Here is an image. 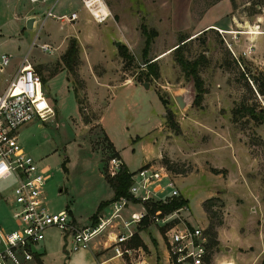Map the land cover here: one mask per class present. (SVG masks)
<instances>
[{
	"label": "rangeland",
	"instance_id": "1",
	"mask_svg": "<svg viewBox=\"0 0 264 264\" xmlns=\"http://www.w3.org/2000/svg\"><path fill=\"white\" fill-rule=\"evenodd\" d=\"M104 1L110 15L97 22L79 0H0V14L6 15L5 21L0 15V53L9 55L0 70V87L26 55L45 79L41 85L52 108L47 119L26 122L16 132L22 148L48 167L44 206L55 211L70 207L82 217L78 224H90L96 215L106 220L102 234L91 239L101 245L107 229L125 230L124 221L136 211L133 203L145 209L143 202L125 197L113 216H107L108 201L91 219L97 202L112 195L103 175L112 174V166L122 161L130 171L162 165L177 188L174 198L187 201L166 212L173 211L172 216L160 213L138 227L151 225L148 230L159 244L160 217L177 214L204 228L201 201L217 196L210 220L220 222L214 226L216 242L207 246L209 264H264V119L256 121L239 109L232 112L240 102L264 108L253 79L264 76V0ZM42 4L46 11L40 14L36 6ZM70 9L76 11L75 19L59 18ZM27 12L36 16L30 28L25 26L31 16ZM150 29L155 34L142 54ZM70 37L77 45L75 73L60 60ZM180 37H186L184 57L204 56L198 65L203 91L197 103L192 102L191 77L183 74L172 49ZM120 44L127 56L119 53ZM84 57L93 75L84 70ZM146 58L157 76L146 74ZM175 95L182 97L183 106ZM8 184L0 180L1 230L13 225ZM48 228L37 242L46 264L63 253L64 241L62 232ZM145 232L143 240L152 243ZM28 264H36L34 257Z\"/></svg>",
	"mask_w": 264,
	"mask_h": 264
},
{
	"label": "built area",
	"instance_id": "2",
	"mask_svg": "<svg viewBox=\"0 0 264 264\" xmlns=\"http://www.w3.org/2000/svg\"><path fill=\"white\" fill-rule=\"evenodd\" d=\"M32 2L37 0H30ZM81 6L93 20H105L110 11L104 0H79ZM47 15H54L50 11ZM76 17L74 10L66 19ZM43 49H48L45 43ZM9 55L0 53V70L7 65ZM52 114V108L42 90L39 74L31 67L27 56L23 55L16 68L9 74L5 85L0 89V180L9 181L11 216L15 226L9 230L0 229V264H28L32 259V247L44 236L48 227H55L69 237L70 249L85 248L97 234H102L106 220L98 216L94 224H78L66 208L49 210L42 202L43 185L48 178L46 165H40L19 144L17 129L24 123L39 119L43 121ZM118 163L112 166L114 169ZM127 191L138 202L146 200H165L174 197L178 191L173 180L162 165L146 164L130 172ZM122 199V201H119ZM126 200L120 197L114 200V215L118 207ZM112 201V202H114ZM159 211L153 212L155 219ZM173 211L166 213L172 216ZM145 214L131 211L129 220L124 221V231H105L107 246L115 255L128 253L125 240L131 236L127 227L129 221L138 220ZM106 218V217H105ZM163 235L171 264H209L203 228L189 224L177 214L170 219L160 217Z\"/></svg>",
	"mask_w": 264,
	"mask_h": 264
},
{
	"label": "trees",
	"instance_id": "3",
	"mask_svg": "<svg viewBox=\"0 0 264 264\" xmlns=\"http://www.w3.org/2000/svg\"><path fill=\"white\" fill-rule=\"evenodd\" d=\"M140 27H141V30L144 31L143 25H141ZM150 30L151 32L149 34L147 33L144 39V46L142 48V54H145V50L149 42L148 39L150 38V34L151 35L155 34V30H152V29ZM185 38L186 37H180L178 41L173 45L172 49L175 53V59L178 62L181 70L183 71V74L191 77L192 84L195 89L192 102L197 103L201 96V92L203 91L202 78L199 76V73H198V65L200 63V59H204V56L202 54H199L200 56L194 57L192 59H187L186 57H184L182 54V47H183L184 42L186 41ZM118 51L122 56L128 55L126 48L123 44H120L118 46ZM60 60L62 64L68 69V71H70L71 73H75L74 65L77 60V45H76V41L74 37L69 38L64 51L60 54ZM149 60L150 59L146 58L144 61H149ZM146 68H147L146 74L150 73L153 76H157L156 67L154 66V63L152 62V60L146 63ZM50 75L51 74H49V76ZM40 79L42 83L45 81L43 76H40ZM253 79H254L255 85L258 88L257 92L262 94V96H264V76L263 75L253 76ZM160 100L161 102L164 103V100L162 98ZM238 109L240 111L243 110L247 112L250 115V117L252 119H255L256 121L264 119V108H260L259 110H256L255 108H253L252 105H248L246 103L243 104L242 102H240L238 107L232 109V112L234 113ZM105 138L107 139V137ZM107 141L110 147L114 150V147L112 146L111 142L108 139ZM113 153L114 155L115 154L117 155L116 150H114ZM164 161L165 160H163V163H166ZM211 170L213 172H218V170L213 167L211 168ZM130 172L131 171L127 168V166L122 161V162H119L114 173L112 174L105 173L103 175L105 181L111 187L112 195L108 200L102 199L97 202L95 210L90 215L91 219L95 217L97 211L102 208V205H104V203L108 201L112 202L114 200L119 199L120 197H126L129 200L137 202V199L132 197L131 194H129V192L127 191V187L130 182ZM174 197H171L169 200L164 201V202H161L159 200L143 201V204L145 207V214L142 217H140V221H146V218L148 217V215H153V212L156 210L159 211L158 212L159 214L160 213L163 214V213L170 211L171 209L175 207L180 206L181 203L182 204L186 203L187 201L186 198H184L183 196H178L179 197L178 200L177 198L175 199ZM215 200H218L217 196H209L201 201L202 210L204 211L207 217V224L203 228V233L206 238L205 240L206 248L207 246H211L216 242V232H215L214 226L216 224H219L220 222L219 220H216L217 222L213 223L210 220V205ZM97 216L98 215H96V217L94 218V221L90 224H94L97 221L98 219ZM129 239H131L133 245L134 244L141 245V246L143 245L141 240L136 236L135 232L131 234ZM34 259H35L36 264H43L41 260L39 259L38 254H36L35 252H34ZM60 264H63V263H60Z\"/></svg>",
	"mask_w": 264,
	"mask_h": 264
},
{
	"label": "crops",
	"instance_id": "4",
	"mask_svg": "<svg viewBox=\"0 0 264 264\" xmlns=\"http://www.w3.org/2000/svg\"><path fill=\"white\" fill-rule=\"evenodd\" d=\"M37 2H38V0H37ZM36 9H39L41 11L40 14L45 13V11H46V7L43 4L36 6ZM72 10H74V9H70L69 12L72 11ZM82 10H85V9L82 7ZM77 11L79 12L80 10L77 9ZM51 12H52V10H51ZM26 14L27 15L28 14L31 15L30 12H27ZM0 15H2L4 17V19H2V20L5 21L6 20V18H5L6 15H3V14H0ZM61 15H60L61 17H59V18H63V17L66 18V15L64 13H62ZM31 16H33V15H31ZM84 61H86V63L84 64V66H85L84 70L88 71L87 69H89V72L91 73V75H93V72H91V69H90L91 62L88 63V61H87V59L85 57H84ZM4 85H5V83H4ZM2 87H0V88H2ZM8 189H9V186H8ZM9 193H10V190H9ZM42 197H43V192H42ZM113 203H115V201L114 202H110V204H111L110 213L114 209V207H112ZM137 205H138V203H133V207L132 208H134L136 211H141V208H140L141 205L140 204H139V206H137ZM8 206H10V210H11V205H9V203H8ZM65 208L68 210L69 214L71 215V217L76 222H78L77 218L82 220V217L79 216V215H75L70 207L66 206ZM92 212L93 211L91 210L90 213L92 214ZM90 213H88V216H89ZM109 214H107V216ZM149 216L150 217L146 218V220H148V221L150 220V218H153L151 215H149ZM10 217L12 218L11 212H10ZM131 222H132V225L128 226V229L131 231V233L135 232L136 236L143 243L142 246L141 245H133V244L129 245V243L132 242V241H131V239L127 238L124 243L126 245V242L129 240L128 244L126 245L129 248V252L128 253L124 252L122 255H115V254L112 253L111 248L107 246L108 241L102 240V244L99 245V244H96V242L91 240L87 247H85V248H77V249L71 250L70 249V245L69 246L66 245V243L67 244L70 243V242H68L69 237L66 234H64V233H61V236L64 239V241H62V243L60 245L61 250L63 251V253L60 254V255H56L57 257H51L52 258L51 259L52 262L50 264H60V263H63V264H171L170 261H169L167 247H166V243H165L164 235H163V229L164 228H160L161 229V233L156 229L159 232V234H160L161 242L159 244L157 239L148 230V228L151 225H147L146 227H143V226L138 227L139 222H142V221H140V219L133 220ZM195 224H197V223H195ZM81 225H83V224H81ZM14 226H15V223H14V220H13V225H12V227L10 229H12ZM159 226L161 227L163 225L161 224ZM7 230H9V229H7ZM144 231H147L145 233H147V235H149L152 238V243L150 242V240H149V243H147V242H145L143 240L142 233H144ZM33 247L34 248L35 247L38 248V250L35 252L32 249V257H34V252H35L36 254H38V257L41 260V262L43 264H46L45 263V255H46V253H44V251L41 252V249L37 245V242L34 244Z\"/></svg>",
	"mask_w": 264,
	"mask_h": 264
},
{
	"label": "water",
	"instance_id": "5",
	"mask_svg": "<svg viewBox=\"0 0 264 264\" xmlns=\"http://www.w3.org/2000/svg\"><path fill=\"white\" fill-rule=\"evenodd\" d=\"M35 19H36V16H28L25 20V26L29 27V28L32 27V23L35 21ZM118 42H119L118 40H114V45H117ZM144 85H146V84H144ZM174 99L179 106L184 105V101L180 95H175Z\"/></svg>",
	"mask_w": 264,
	"mask_h": 264
},
{
	"label": "bare ground",
	"instance_id": "6",
	"mask_svg": "<svg viewBox=\"0 0 264 264\" xmlns=\"http://www.w3.org/2000/svg\"><path fill=\"white\" fill-rule=\"evenodd\" d=\"M59 17H61V16H59Z\"/></svg>",
	"mask_w": 264,
	"mask_h": 264
}]
</instances>
